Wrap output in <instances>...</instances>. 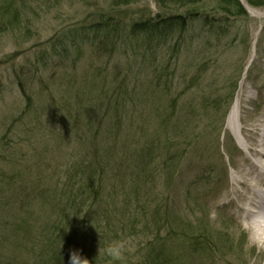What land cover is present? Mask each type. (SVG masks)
I'll use <instances>...</instances> for the list:
<instances>
[{
  "label": "rangeland",
  "instance_id": "374dc122",
  "mask_svg": "<svg viewBox=\"0 0 264 264\" xmlns=\"http://www.w3.org/2000/svg\"><path fill=\"white\" fill-rule=\"evenodd\" d=\"M240 1L243 16L215 22L210 32L199 19H189L183 33L173 34V41L153 53L144 49L142 39L125 40L122 33L130 22L168 14L152 0L125 7L111 6L110 0H41L27 12L25 33L21 29L19 35L0 37V206H13L0 225V249L2 238L11 240L0 252L4 264H34L46 252L44 220L59 222L70 214L60 185L64 170L81 165L80 158L93 167L103 166L107 158L114 172L104 171L105 180L116 186L122 181L118 172L133 182L140 174L143 179L133 198L140 212L135 210L133 221L116 223L117 229L125 226L113 242L122 246V256L107 264L151 260L152 253L140 250L137 242L151 240L152 225L170 218L158 212V198L186 208L191 192L200 188L188 184L197 179L206 187L213 211L222 209L219 235L234 244L246 241L239 261L233 254L216 260L210 246L202 244L203 255L195 261L190 253L187 264H264V247L241 217V207L253 206L233 194L239 171L249 170L250 154L225 127L239 92L241 127L264 128V6ZM211 6L204 13L209 20L225 17ZM108 20H116L119 28L105 44L93 25ZM176 41L180 49L173 52ZM72 171L74 181L80 171ZM31 188L45 196H32ZM77 189H67L69 196H76ZM128 190L117 193L118 199ZM109 200L107 193L102 205ZM133 200L130 195L122 206H134ZM204 215L208 210L199 216L210 228ZM25 216L28 232L13 239L14 223ZM218 243L221 249L223 240ZM168 247L163 253L185 255L179 243Z\"/></svg>",
  "mask_w": 264,
  "mask_h": 264
},
{
  "label": "trees",
  "instance_id": "16d2710c",
  "mask_svg": "<svg viewBox=\"0 0 264 264\" xmlns=\"http://www.w3.org/2000/svg\"><path fill=\"white\" fill-rule=\"evenodd\" d=\"M40 1L41 0H0V37L8 34L19 35V33L22 32L21 29H23V33H25L24 26L28 23V29L30 21L27 12L29 9V11L32 12L33 5L39 4ZM140 1L142 0H110V5L125 7ZM152 1L155 3L156 7H159L163 11H169L167 12L168 14L164 16L157 15L155 19L147 18L146 20L136 21L134 23L130 22L125 26V28L128 29L127 33L122 32L125 36V40L139 41V39H142L146 44L144 49L150 50L151 53L156 52L160 47H164L169 42L173 41V34H178L179 36L183 33L187 29V22L189 19H195L196 21L199 19L201 25L210 32L214 30L215 22L219 24L225 20L226 17L232 18L245 14V10L239 0ZM244 1L251 7L264 6V0ZM209 3L212 4L211 7H213L218 14H222L225 17L216 19L211 16L209 20L208 17L204 15ZM117 23L116 20L114 22L108 20L107 22L104 21L94 24L93 27L97 32L103 33L102 36L104 38L101 36V40L106 44L110 32L119 28ZM216 28L219 29L218 26ZM114 45L115 44H113V46ZM172 49L173 52H178V49H180L178 41L172 45ZM77 161H79L81 165L76 167L73 165L68 166L63 172V181L60 185V193L62 197L65 198V204L69 207L68 213L70 214L66 213L59 222H57L56 218L53 220H44L43 225L46 226V229L41 235L47 237L44 245L46 252L41 251L38 257H35L36 262L34 264H67L68 252L70 249L79 250L81 255L89 261V264H107L111 257L106 255V247L113 244L114 240L119 238V234H124L125 226L120 225V228L117 229L116 223L123 224L126 218L133 221L136 218L135 210L140 212L139 205L138 203L135 204L133 198L135 186L140 188L144 186L141 174L137 176V181L133 182L130 178L125 177L123 173L118 172V176L121 177L122 181L116 186L111 180H105L106 174H104V171L109 173L114 172L113 169H108L111 165L107 158L103 166H94L101 170L99 174H97L92 164L87 166L82 158ZM82 165H84V167ZM72 170L80 171L79 175H74L76 176L73 178L74 181L70 178L74 172ZM113 175H115V173L111 174V176ZM197 181H195L194 185H200V188L191 192V201L189 200V205H187L186 208L176 203L166 202V200L161 197L158 198V212L170 218L168 219V217H166L159 219L152 225L153 230L151 229V232L152 234L155 233V235H153L151 240H145V244L137 242V246L140 250H149L152 253L151 260L145 258L143 261L144 264H187L188 261H190L188 257L190 253L192 259L196 261V256L200 258L201 255H203L201 251H199L202 244H208L210 246L209 250L213 251L215 257L217 256L216 260L222 258L225 254L238 256V261L241 259L240 254L243 249L240 248L244 242L242 244L235 242L234 244L227 237L219 235L225 221V218H222V214L219 215V212L222 211L220 210L217 213V221L215 223V226H217L216 229L220 232H217L214 227V229H212L211 223V227L209 228L205 220L199 216L209 209L205 205V200L209 199V193L206 192V187L199 183L200 180L197 179ZM70 182L73 183L72 186H69ZM126 183H128V185ZM111 185L117 188L118 192L113 189L111 190L109 188ZM74 187H78V193L76 196L70 197L67 189L70 191L71 188ZM107 188L109 192L106 191ZM123 190H128V193L118 199L117 193L121 194L120 191ZM107 193L110 200L106 202L105 205H102V201ZM30 194H32V196L35 194V197L45 196L43 192L35 193V189L33 188L30 189ZM129 194L132 197L134 206H125L129 203ZM200 198L203 205H201L199 201ZM114 202L119 210L117 211L118 218L115 216L116 209ZM123 203L126 204L122 206ZM11 208H13V206L6 207L4 204L2 207L0 206V211L2 212L0 214L1 226L6 217H8ZM186 210L188 211L187 218L183 217L187 213ZM208 213H210L209 210ZM145 214L146 212L144 215ZM99 215L105 217L106 220H94V217H99ZM204 217L208 223V215H204ZM181 222L182 225L179 224ZM226 226L229 228V224H226ZM13 227L17 230L11 237L13 239L16 237L17 240L22 239L23 235L29 230L26 216L17 220ZM133 229H135V226ZM230 230H232V228ZM45 232L47 233L44 235ZM2 239H4V243L0 252L11 242L7 236ZM218 240H223L224 244L221 249ZM173 242L179 243V245L181 244L182 252H184L185 255L176 256L170 252L168 254L163 253L164 248L170 246ZM168 248L174 251L172 247ZM0 264H4V262L0 260Z\"/></svg>",
  "mask_w": 264,
  "mask_h": 264
},
{
  "label": "bare ground",
  "instance_id": "6f19581e",
  "mask_svg": "<svg viewBox=\"0 0 264 264\" xmlns=\"http://www.w3.org/2000/svg\"><path fill=\"white\" fill-rule=\"evenodd\" d=\"M249 13H252L251 8L246 6ZM241 94L239 92L236 96V101L230 108V112L226 118V129L232 132V135L236 138L243 148L256 160L252 161L249 157L246 159V163L249 166V170L239 171L237 179H234V185L237 186L238 191H233V194L240 200L246 198L253 206L250 208L241 207L242 220L248 222L247 227L252 232V238L259 241L264 247V128L261 129H245L242 128L239 122L240 116L237 115L238 107H241ZM237 115V116H236ZM256 131V132H255ZM243 134V139L241 134ZM239 134V136H238ZM252 135L256 136V139L252 138ZM195 181L191 180L188 184L192 185ZM200 203L203 205L201 198ZM205 205L210 212H217V208L213 209L210 205L209 199L205 200ZM224 211V210H223ZM212 222V219H210ZM246 240H244L245 242Z\"/></svg>",
  "mask_w": 264,
  "mask_h": 264
},
{
  "label": "clouds",
  "instance_id": "9594fccd",
  "mask_svg": "<svg viewBox=\"0 0 264 264\" xmlns=\"http://www.w3.org/2000/svg\"><path fill=\"white\" fill-rule=\"evenodd\" d=\"M122 251V246L116 243L109 245L105 249L106 255L116 259L122 256ZM67 264H89V261L81 255L79 250L70 249Z\"/></svg>",
  "mask_w": 264,
  "mask_h": 264
}]
</instances>
